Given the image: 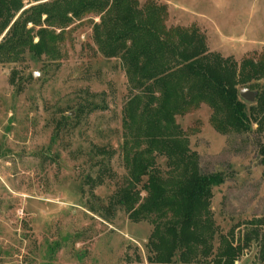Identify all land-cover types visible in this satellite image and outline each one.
<instances>
[{"label":"rangeland","instance_id":"obj_1","mask_svg":"<svg viewBox=\"0 0 264 264\" xmlns=\"http://www.w3.org/2000/svg\"><path fill=\"white\" fill-rule=\"evenodd\" d=\"M21 1L23 8L13 18L0 19V30L10 22L0 42L16 20L21 23L34 16V7L52 2ZM132 2L144 13L158 9L159 24L167 30H196L207 53L238 66L245 59L264 61V0ZM45 18L26 24L31 45H19L10 59L0 58V264H160L155 259L163 252L158 238L166 236L170 216L135 222L115 201L129 178L121 151L123 107L131 90L126 69L118 57L99 51L93 26L100 16L94 12L73 18L66 27L48 28ZM43 28L53 34L47 42L52 50L38 55L31 46ZM212 115L200 102L175 117L198 171L223 178L209 202L211 254L202 256L199 247L196 260L191 256L182 263L183 249L176 248L172 263L214 264L226 240L238 248L233 264H264L259 155L264 130L252 123L243 132H220ZM102 148L111 152L107 159L96 153ZM156 158L167 177L165 158ZM141 185L136 189L145 198Z\"/></svg>","mask_w":264,"mask_h":264},{"label":"trees","instance_id":"obj_2","mask_svg":"<svg viewBox=\"0 0 264 264\" xmlns=\"http://www.w3.org/2000/svg\"><path fill=\"white\" fill-rule=\"evenodd\" d=\"M111 2L52 0L49 5L34 7V16H27L21 23L16 20L6 31L0 42V58L10 59L16 47L31 45L25 27L29 22L39 23L41 15L46 17L48 28L66 27L87 12L100 16L99 24L93 26L96 45L104 57L120 59L131 86L123 107L121 149L129 178L115 201L135 222L170 216L166 236L158 238L163 252L158 251L155 259L160 264H173L176 248L183 249L179 253L182 263L190 261L191 256L196 260L199 247V254L209 256L213 240L209 202L213 188L222 184L223 178L218 173L198 171L197 157L175 117L204 102L213 110L211 122L220 132H243L252 123L263 131L264 61L245 59L238 66L229 58L207 53L203 37L196 30L165 29L159 24L158 9L144 13L134 8L132 0ZM22 8L21 0H0V19L13 18ZM9 23L2 25L0 36ZM38 33L39 41L31 49L38 55L50 54L47 42L53 34L45 28ZM261 79V85L257 84ZM242 87L256 90L255 104L246 106L238 92ZM97 152L106 159L111 156L105 148ZM259 155L264 165V144ZM156 157L165 158L167 177L157 167ZM102 164L101 171L106 168L105 160ZM143 177L147 178L145 182ZM141 183L145 198H140L136 189ZM237 251L225 240L213 263L233 264Z\"/></svg>","mask_w":264,"mask_h":264},{"label":"water","instance_id":"obj_3","mask_svg":"<svg viewBox=\"0 0 264 264\" xmlns=\"http://www.w3.org/2000/svg\"><path fill=\"white\" fill-rule=\"evenodd\" d=\"M35 76V74H33ZM239 96L244 102L253 103L256 98V92L247 88H242L239 91Z\"/></svg>","mask_w":264,"mask_h":264}]
</instances>
